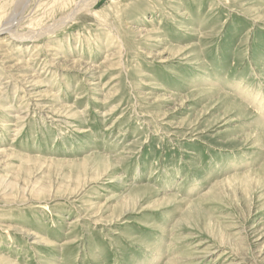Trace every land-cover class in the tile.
<instances>
[{
    "label": "rangeland",
    "instance_id": "rangeland-1",
    "mask_svg": "<svg viewBox=\"0 0 264 264\" xmlns=\"http://www.w3.org/2000/svg\"><path fill=\"white\" fill-rule=\"evenodd\" d=\"M13 19L0 264H264V0H0Z\"/></svg>",
    "mask_w": 264,
    "mask_h": 264
},
{
    "label": "bare ground",
    "instance_id": "bare-ground-1",
    "mask_svg": "<svg viewBox=\"0 0 264 264\" xmlns=\"http://www.w3.org/2000/svg\"><path fill=\"white\" fill-rule=\"evenodd\" d=\"M15 19L13 21H7L5 24L0 26V35L8 34L13 37V26H14ZM39 36V35H38Z\"/></svg>",
    "mask_w": 264,
    "mask_h": 264
}]
</instances>
